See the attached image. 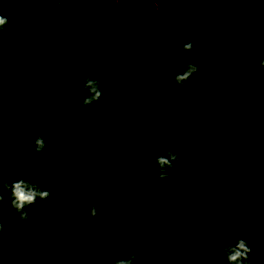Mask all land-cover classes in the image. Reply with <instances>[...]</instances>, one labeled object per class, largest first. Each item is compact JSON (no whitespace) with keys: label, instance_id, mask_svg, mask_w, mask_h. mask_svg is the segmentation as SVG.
I'll return each mask as SVG.
<instances>
[{"label":"trees","instance_id":"1","mask_svg":"<svg viewBox=\"0 0 264 264\" xmlns=\"http://www.w3.org/2000/svg\"><path fill=\"white\" fill-rule=\"evenodd\" d=\"M0 14V177L51 193L22 221L3 191L0 264H227L239 238L264 264V0H0ZM85 77L103 92L87 108Z\"/></svg>","mask_w":264,"mask_h":264},{"label":"clouds","instance_id":"2","mask_svg":"<svg viewBox=\"0 0 264 264\" xmlns=\"http://www.w3.org/2000/svg\"><path fill=\"white\" fill-rule=\"evenodd\" d=\"M8 23V19L4 15L0 14V36H2L3 30ZM81 39H84L83 35L81 36ZM183 50L193 53L196 51V48L191 42H187L183 45ZM260 64L264 67V58L260 60ZM198 71L199 67L197 65L189 63L185 71L175 75L176 84L181 87L184 86V83ZM83 88L87 94L81 102L82 107L87 108L94 102H98L103 95L101 83L98 79L85 77ZM33 143L35 145V155L37 156L48 146L43 136H37ZM196 151H199V149H196ZM178 161L179 153L170 145L166 154L158 155L155 159V163L157 164L159 170L158 178L161 180L170 178L171 173L168 169H174ZM4 190L10 193V206L16 213L19 214V219L22 221L30 219V214L26 211L28 206L34 205L37 199L45 200L51 195L48 190H45L25 179H17L11 183H7L2 180V177H0V203L4 200ZM98 212L99 208L95 205L88 209V214L93 218L97 216ZM2 232L3 225L0 223V233ZM87 239L95 240L97 237L95 235H91L87 237ZM222 251L224 252L227 264H245V262H247V264H253L250 259L252 248L250 247L248 241L243 238L237 239L235 244L223 246ZM135 261L136 256L134 254H129L126 259H117L114 261V264H135Z\"/></svg>","mask_w":264,"mask_h":264},{"label":"rangeland","instance_id":"3","mask_svg":"<svg viewBox=\"0 0 264 264\" xmlns=\"http://www.w3.org/2000/svg\"><path fill=\"white\" fill-rule=\"evenodd\" d=\"M86 43H88V41H86Z\"/></svg>","mask_w":264,"mask_h":264}]
</instances>
